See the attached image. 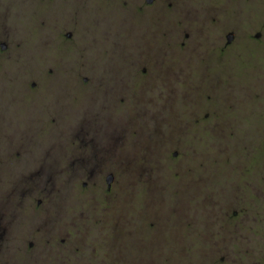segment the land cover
<instances>
[{"label":"flooded vegetation","instance_id":"obj_1","mask_svg":"<svg viewBox=\"0 0 264 264\" xmlns=\"http://www.w3.org/2000/svg\"><path fill=\"white\" fill-rule=\"evenodd\" d=\"M105 2L115 3L123 11L134 7L133 36L130 38L127 34L128 38L104 43L99 70L97 67L94 71L71 74L75 85L84 88L85 97H89L73 99V118L67 123L71 127L67 137L69 166L62 167L61 172L71 176V184L58 183L57 179L32 184L40 174H49L43 159L30 153L25 155L21 137L8 143L14 167L6 175L19 174L24 178L15 188L9 178L7 183L0 180V264H114L118 259L123 261L127 240H133L136 246H144L133 252L136 264L169 263L171 256L166 247L173 238L172 227L165 226L163 230L158 224L163 221L165 224L166 220L172 223V213L180 212H172L166 220L152 218L157 182L161 176L167 177L161 171L163 161L166 171L170 172V187L188 192L189 186L196 182L200 185L197 197H201L202 202H211H197V207L216 209L224 218L222 224L227 222L232 227L229 231L231 240L249 238L244 225L250 223L253 212L248 213L238 203L228 206V199L224 197L211 198L208 190H202L204 182L199 184V176L193 178L189 172L183 174L177 167L188 157L205 153L206 147L211 150L209 152L216 150L220 154L218 149H225V145H219L216 136L223 140L233 136L229 129L238 123L243 125L242 118H236L242 111L264 115L263 107L242 109V100L238 98L260 100L264 93L261 89L248 91L244 83L237 88L235 62L237 45L264 44V25L256 24L242 33L232 17L227 22L221 20L220 8L203 0ZM78 4L83 6L81 1ZM260 6L264 12V0ZM113 16L118 19L122 15ZM98 19L105 31L111 29L112 19L105 13L104 19ZM75 24L78 23L62 27L58 32L70 28L66 36L72 38L78 29ZM5 27L0 32V54L9 50L10 40L14 45L12 54L17 43L11 28ZM74 39L76 41V36ZM105 40H108V32ZM58 73L56 70L32 74L26 80V88L32 93L41 86L43 78L40 74L50 78ZM254 75L262 87L264 71ZM34 78L37 81H32ZM209 90L214 91L212 96ZM201 92L206 94L205 100L199 96ZM214 95L219 107L209 104ZM95 101L99 102L100 109ZM202 101L206 104H200ZM178 103L186 106L182 112L175 109ZM115 107L121 111L119 108L114 110ZM114 114H121L122 118L115 120L118 116ZM139 124L150 128L151 136L139 138L134 134L127 142L125 131ZM257 124L264 127V119ZM177 132L180 134L175 136ZM128 144H131L130 148ZM259 150H264L263 131ZM138 160H147V163L139 164ZM57 172L50 170V175L56 176ZM252 173L256 175L258 171ZM142 178H148V182L143 183ZM131 180L132 186H129ZM263 180L261 177L248 184L258 196H264V186L259 183ZM64 191L69 195L68 201L62 199ZM128 191L132 192L133 209L127 212L130 218L125 219V210L121 208L129 200ZM78 196L79 202L73 200ZM170 197L166 207L191 206L190 202L183 203L180 196ZM232 197L241 200L235 194ZM254 205L258 210L262 209L261 204L256 202ZM142 207L146 208L147 218L141 213ZM186 220L187 225L193 222L188 216ZM110 221L115 230H96L101 229L103 223L108 227ZM91 223L95 230L85 231V225ZM213 243L216 248L213 253L217 257L223 250L220 242ZM187 264H195L192 256Z\"/></svg>","mask_w":264,"mask_h":264},{"label":"rangeland","instance_id":"obj_2","mask_svg":"<svg viewBox=\"0 0 264 264\" xmlns=\"http://www.w3.org/2000/svg\"><path fill=\"white\" fill-rule=\"evenodd\" d=\"M80 1L83 6L78 4ZM203 1L220 8L221 20L224 19L227 22L228 18L232 17L242 33L248 32L256 24L264 25L261 0ZM104 13L112 19V26L108 31L102 28L103 23L101 24L98 19H104ZM113 14L122 16L115 19ZM74 22L78 23L75 24L78 29L77 33L74 31L72 38L66 36L70 28L58 32L62 27L74 24ZM5 26L11 28L17 46L10 54L14 47L13 41L10 40L9 50L0 54V161L2 162L0 180L7 183L9 178L14 188L23 183L24 177L19 174L6 175L14 167V158L12 150L8 148V143L21 137L24 154L30 153L34 157L42 158L45 170L49 172L48 175L40 174L39 179L37 181L34 179L32 184H40V180L42 184L45 180L50 182L56 179L58 183L71 184V176L61 172L62 167L69 166L70 149L67 137L71 127L67 123L73 118L71 113L73 99L86 100L89 98L85 97L84 88L75 85L71 74L75 71H94L97 67L99 70L100 62L103 60V46L106 45L104 43H114L121 37L128 38L127 34L132 38L131 34L135 29L134 7L123 11L115 3L109 4L105 0H0V32L6 28ZM106 32H108V40H105ZM235 62L237 88L244 83L248 91L255 92L261 89L264 93V83H262V88L258 78L254 75L255 72L264 71V44L254 46L247 42L237 45ZM56 70L59 72L58 75L50 78L40 74L43 78L41 86L32 93L28 91L26 80L30 75ZM32 81L37 80L34 78ZM208 92L211 96L214 93L213 90ZM199 96L205 100L206 94L201 92ZM217 99L214 95V99L209 104L219 107L220 103ZM238 99L242 100V109L255 110L260 107L264 109V96L260 100L245 99V96ZM92 102L93 99L91 105ZM95 102L98 105L97 109H100L99 102ZM203 103L206 104L205 101L200 104ZM185 107L184 103H178L175 109L182 112ZM118 108L115 107L114 110ZM119 109L121 111V108ZM121 114H114L118 116L114 119H121ZM124 114L127 118H131L126 112ZM236 118H242L243 125L238 123L239 125L236 124V127L229 129L234 134L233 136L226 137L224 140L216 136L215 140L218 144L225 145V149H218L220 154L216 150L209 152L211 150L206 147L205 153L188 157L177 168L182 170L183 174L189 172L193 178L199 176L197 179H200L199 184L204 182L202 190H208L211 198L213 196L224 197L228 199V206L238 203L248 213L253 212L250 223L245 224L246 227L244 225L249 238L245 240L237 237L231 240L229 231L232 227L227 222L222 224L221 220L224 218L216 209L214 210L212 206L197 207V202L204 204H211V202L204 200L202 202L201 197H197L196 193L200 185L196 182L189 186L191 189L188 192L181 191L182 189L177 191L178 187L175 186L170 187L171 182L168 175L170 172L166 171L163 161L161 171L167 177L162 178L161 176L160 182H157L159 185L156 186L154 192L155 205L152 207L155 206V208H152V218L157 220L161 217L166 220L170 218L172 212H180L172 213V223H167L166 220L165 224L164 221L158 224V227L163 230L165 226L172 227L173 238L166 247L171 259L167 264H187L191 256L195 264H264V196L254 194L248 185L251 180L264 178V150H259L264 127L257 124L264 119V115L259 116L256 112L251 114L249 111H242ZM133 129L125 131L124 136L127 142L134 137V134L139 138L150 135V128L141 124ZM160 130L162 134V129ZM179 134L177 132L175 136ZM151 138L153 139V136ZM130 145L127 146L130 148ZM121 150L126 151V149ZM138 163L146 164L147 160H138ZM254 168L258 171L256 175L252 173L255 171L252 170ZM188 169L192 170L188 171ZM249 169L252 171L247 172ZM50 170L58 171L57 177L54 173L50 175ZM132 182V180L128 182L129 186H132ZM147 182L148 178H145L143 183ZM259 183L264 186V180ZM151 184L153 186V182ZM262 188L264 191V187ZM66 191L69 192V190ZM66 191L63 192V201L69 199ZM128 193L130 194L129 200L121 208L125 210L123 217L125 219L130 218L127 212L130 213L133 209L132 192L128 191ZM233 194L240 196L241 200L233 198ZM170 196H180L183 203L190 202L191 206L166 207ZM74 199L80 201L79 196ZM159 201L162 202L157 205ZM256 202L262 205L261 210L254 205ZM141 213L147 218L148 213L145 207H142ZM187 216L193 220L191 225H187ZM218 217L220 220L217 219ZM94 218L92 215L91 219ZM91 226L92 223L85 225V231L95 230ZM112 227L113 223L110 221L108 227L103 223L102 227H99L101 229L96 230L102 232L115 230ZM213 242H220L223 250L218 252L217 257L213 253L216 250ZM103 247L112 248L113 245ZM142 247L144 246H136L133 240H127V244L123 247L125 252L123 261L118 259L114 264H136L133 252H138V249Z\"/></svg>","mask_w":264,"mask_h":264},{"label":"water","instance_id":"obj_3","mask_svg":"<svg viewBox=\"0 0 264 264\" xmlns=\"http://www.w3.org/2000/svg\"><path fill=\"white\" fill-rule=\"evenodd\" d=\"M109 181H110V178H109Z\"/></svg>","mask_w":264,"mask_h":264}]
</instances>
